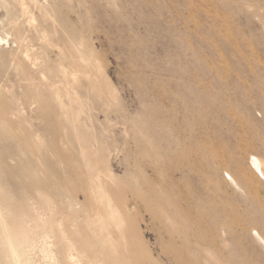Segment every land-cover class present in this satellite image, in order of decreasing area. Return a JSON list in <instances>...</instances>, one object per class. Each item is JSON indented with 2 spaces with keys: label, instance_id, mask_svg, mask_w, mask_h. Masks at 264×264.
Listing matches in <instances>:
<instances>
[{
  "label": "rangeland",
  "instance_id": "1",
  "mask_svg": "<svg viewBox=\"0 0 264 264\" xmlns=\"http://www.w3.org/2000/svg\"><path fill=\"white\" fill-rule=\"evenodd\" d=\"M264 0H0V264H264Z\"/></svg>",
  "mask_w": 264,
  "mask_h": 264
},
{
  "label": "bare ground",
  "instance_id": "2",
  "mask_svg": "<svg viewBox=\"0 0 264 264\" xmlns=\"http://www.w3.org/2000/svg\"><path fill=\"white\" fill-rule=\"evenodd\" d=\"M253 165L256 169H258L263 174L264 163L259 158L253 159Z\"/></svg>",
  "mask_w": 264,
  "mask_h": 264
}]
</instances>
